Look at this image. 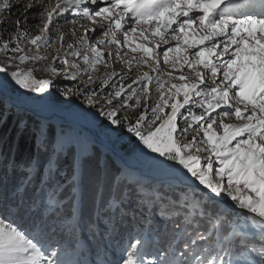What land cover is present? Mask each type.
Instances as JSON below:
<instances>
[{"label":"snow or ice","instance_id":"1","mask_svg":"<svg viewBox=\"0 0 264 264\" xmlns=\"http://www.w3.org/2000/svg\"><path fill=\"white\" fill-rule=\"evenodd\" d=\"M102 3L107 6H101ZM222 4L224 7H221ZM93 5L96 7L93 8ZM73 6L79 9L76 15L94 23L100 20L108 22L107 30L102 33L103 38L97 42L100 45H120L121 41L115 33L122 31L124 42L135 44L131 47L132 52L140 51L146 57L153 58L161 43L167 45L170 39L176 41L174 47L162 50L163 62L167 64L171 59L172 67L177 68L179 65L180 69L188 65L194 70L195 78L189 82L188 76L180 75L175 79L184 83H172L171 73H168L169 79L165 83L170 87L164 92V85L157 76L158 102L151 108V118L147 111L139 114L135 123L128 125L127 131L138 137L153 153L182 165L191 178L216 197H230L241 209L259 217L258 222L264 225V0H260L259 11L256 5L244 3L243 0H228L226 4L225 0H55L54 5L48 6L41 2L35 10L43 22L40 34L28 39V32L21 29L17 33L16 46L12 48L13 52L22 53L24 49L20 46V37H24L35 46L37 54L14 56L11 59L21 62L42 59L38 54L39 49L49 44L47 33L54 18L62 16ZM7 7L6 0L0 3V8ZM193 13L200 15L193 16ZM236 15L241 18H234ZM16 23L19 26L20 21ZM125 23L135 25L130 28L131 37L129 31L125 30ZM80 27L83 29V25ZM103 27L100 24V28ZM83 30L85 36L81 44L87 46L88 52L94 56V59H90L85 55L84 63L95 69L96 65L104 62V53L99 47L88 44V32H96V29ZM71 31L74 34L75 30ZM137 32L140 39L153 43L155 47L136 43ZM57 39L63 47L64 35L59 34ZM68 48L72 49L73 45L69 44ZM7 49L6 42L0 47V52ZM190 49L197 51L190 52ZM170 53L173 54L171 57ZM71 54L79 56L80 52L72 51ZM66 57L67 53H64L63 56L58 55L56 60L69 65ZM155 62L159 65L160 60L156 59ZM137 63L147 64L148 60L141 57ZM201 66L207 72L198 70ZM7 67V64L0 65V73L7 76ZM70 67L80 66L71 64ZM155 70L160 71L158 67ZM34 71V68L14 70L10 78L21 88L43 93L53 82L51 79H37ZM50 71L58 74L55 66H51ZM153 79L148 73H143L136 82L143 84L147 92ZM206 81L207 90H201V85H205ZM123 91V88L116 91L106 103L113 104V99L121 97ZM136 95L133 90L128 99ZM193 97L200 99L193 101ZM193 102L202 111L197 115L188 108V114L184 115L180 110ZM88 103L95 106L91 98ZM119 103L123 106L124 102L121 99ZM136 103L139 104V100ZM166 107H170V113H165ZM217 109L221 111L217 112ZM214 112L216 116H213ZM104 114L112 124L118 123L114 118L117 116L115 110ZM178 117L183 119V126L178 127ZM233 119L237 123L226 122ZM157 121L160 123L157 124ZM190 132L202 133L199 143L196 136L188 140ZM193 150L205 153L204 157L194 154ZM216 164L218 168H214ZM53 202L49 199V204ZM75 211L74 206L73 214ZM7 220L0 218V264H64L59 258L52 259L56 252L49 251L51 243L36 233H26L22 227L14 226V222ZM191 224V221H187V225ZM175 227L179 230L181 224L177 223ZM184 230L187 231V227ZM261 231L264 232V229ZM195 232V237L184 245L188 251H180L178 256L173 255L168 259L158 256L151 264H239L231 246L217 251L214 257L206 255L201 259L199 253L190 256L195 251L191 245L205 239L198 226ZM145 243L136 237L134 243L127 244L125 255L117 264H144ZM259 249L253 246L248 250L245 257L248 264H264V239Z\"/></svg>","mask_w":264,"mask_h":264},{"label":"rangeland","instance_id":"2","mask_svg":"<svg viewBox=\"0 0 264 264\" xmlns=\"http://www.w3.org/2000/svg\"><path fill=\"white\" fill-rule=\"evenodd\" d=\"M4 2L5 0H0V3ZM6 2L8 7L0 8V23L3 22L7 24V26H10V28H13V35L11 36L10 42H8V49L5 52H0V65L7 64L8 66L7 76L4 73H0V91L10 96L13 99V102L21 110L23 109L22 111H26L34 115H40L44 118H49L47 123L43 122V130L38 141L43 139V133H45L46 124L50 122L55 121L60 127L62 124L72 126L74 128L73 134L78 152V158L76 161L77 168H80L81 157L85 153L90 152V146L95 144L91 133L85 128H91L92 132L101 142L111 146L116 153H119L122 156L119 151V145L124 138L115 132L114 128L117 124H112L111 121L109 125L102 124L104 117L103 114L105 112L115 110L118 117L124 118L128 117V114H131L132 112H139L140 110L143 113L145 111L151 113V108L154 107L158 102V93L156 92L155 82V78L157 76H159L161 83L164 85L162 89L164 92H167V89L170 87L169 84L165 83V81L169 79V76L167 75L168 73H171V77L173 78L171 81L172 83H184V81L175 79V77H179L180 75L188 76L189 82L195 78L194 70L188 65H185L183 69H180L179 65H177V68L172 67L171 59L167 64L163 62L162 50H167L169 46L174 47L176 41L170 39L167 45L161 43V47L156 49V54L153 58L146 57L144 53L140 51L132 52L131 47H134L135 44L129 45L125 43L122 31H117L115 33L117 39L121 41L120 45L111 43H108L106 46L100 45L97 42L99 39L103 38L102 33L104 30H107L109 26L108 22L100 20L99 23H94L87 18L76 15L79 9H77L75 6L70 8L68 12L63 13L62 16L54 18L53 25H50V30L47 33L49 37V44L42 46L39 49L38 54L43 57L42 59L37 61L28 60L24 62H21L19 59L12 60L11 58L14 56L19 57L20 55L37 54L35 46L28 42V39L31 37L39 35V29L43 27L42 18L35 14L36 5L41 2L44 6H48L49 4L54 5L55 0H6ZM227 2L228 0H225V4ZM101 6L107 5L102 3ZM92 7L95 8L96 6L93 5ZM221 7H224V5L222 4ZM14 8H17V11L24 12L23 15H25V18L20 21L19 26L11 21L9 17V13ZM192 15L196 16L200 15V13H193ZM234 18L241 17L236 15ZM69 21H74V23H69ZM100 24H103V29L100 28ZM81 25H83V29H96V32H88V44L89 46L99 47L104 53V62L96 65L95 69H91L87 64L84 63L83 57L85 55H88L90 59H94V56L88 52L87 46L81 44V39L85 36L84 30L80 27ZM131 27H135V25L125 23V30L129 31L130 37L133 35L130 31ZM21 29L26 30L29 34V37L28 39L20 37V40L22 41L20 46L24 49V51L22 53H15L12 51V48L16 46L17 33ZM73 29L75 30L74 34L71 31ZM59 34H63L65 37L63 41V47H61V42L57 39ZM136 35V43H145L148 47H155L153 43H149L148 41H143L140 39L139 32H137ZM153 39L158 40L159 38ZM69 44L73 45L72 49L68 48ZM3 45L1 47H3ZM72 51H79L80 55L73 56L71 54ZM194 51H197V49H190V52ZM64 53H67L66 58L69 61V65H63L56 60L58 55L63 56ZM172 55L173 54L171 53L169 54L170 57ZM141 57L147 59L148 63L138 64L137 61L140 60ZM227 58L228 57H225V59ZM156 59L160 60L159 65L156 64ZM129 61H131V63H129ZM71 64H78L80 67H70ZM51 66H55L58 69V74H53L50 71ZM157 67L160 69L159 72L155 70ZM28 68L35 69L34 75L37 79H51L53 82L52 85L45 92L37 93L21 88L15 83L14 80L10 78L11 71L26 70ZM198 70L207 72V70L203 69L202 66ZM143 73H148L154 78L153 82L148 85L147 92L144 90L143 84L136 82ZM73 76L75 78H73ZM118 76L120 78L125 76V79H132L133 81V83L130 85L131 87H128L123 91V93H125V96L122 99L125 100L123 106L119 103L121 97L113 99V104H108L106 101L112 98H99L94 88L96 84L103 82L106 79ZM207 83L208 82L206 81L205 85H201V90H207ZM76 84L85 87L86 91H82L81 89L76 91ZM129 89L130 92L126 93V91ZM133 90L137 93V95L133 96L132 99L129 100L128 96L132 94ZM0 95L3 96L2 94ZM4 98L12 105L9 98ZM89 98L95 102V106L88 103ZM180 99L182 102L183 94H181ZM198 99L200 98L193 97V101ZM137 100H139V104L136 103ZM129 101H131V103H128ZM113 106H115L114 109ZM188 108H191L192 112L197 115L202 111V109L196 107L194 102L186 105L185 108L181 109L180 111L184 115H187ZM167 109H170V107H166L165 111ZM219 111L221 110L217 109V112ZM213 116H216L215 112L213 113ZM226 122L237 123V121L234 119L227 120ZM177 123L178 127L184 125V121L180 117H178ZM193 127L197 126L194 125ZM65 131L67 132V135L65 136L64 142L68 141V136L71 133L70 129L66 128ZM79 131H81V135H79ZM201 135L202 133L199 132H190L188 134V140L190 141L192 136H196L197 143H199V138ZM178 139H180L181 142H186L183 140V138ZM140 143L141 144L137 153H135L133 156L129 158H124L122 156V158L126 161L127 166L113 153H110L113 154L117 158L118 163L124 167V177L128 178L131 182L135 180L134 178H140L145 181L141 188V201L145 204V206H147V211H145L143 214H138L131 211H122L120 213L130 215L133 223H135L136 226H139L136 231L142 228L145 230V235L132 236L128 239H123L124 242H121V237L117 234H113L112 237H108V235L105 236L101 234V230L98 229V236H100L101 244L99 246V250L97 251L103 254L105 253V255H101L102 259L99 261H96L97 257L94 259L92 256L88 255V259L90 258V260L85 261L83 260L81 254L83 247H86L87 249L90 248V240L86 237L79 224L80 211L77 205L75 207L76 211L73 218L68 221H61L59 224V229L71 235L78 234L79 243L72 249L65 248L63 245L54 246L51 244L52 246L49 251L56 252V256L52 257V259L59 258L64 261V264H117L122 255H125L124 249L126 248L127 244L130 242L134 243L136 237H139L142 241L146 242L144 244L146 252L144 256V264H151L152 261L157 260L158 256L161 259H165V253L150 254L147 251L149 239H152V237L150 235L147 237L146 234L153 230L150 228L152 220L154 218L171 219L182 215L184 220L183 224H186L187 221L192 222V218L195 213H197L199 216L200 213H202V200L199 199L201 198L199 196L200 193H202L210 202L218 203L220 205V211L218 213L219 215H225L229 211L237 213V215L233 217L232 221L234 230L225 239V244L232 243L236 236L246 237V242L251 244L257 241L261 242V240L264 238V232L261 231L264 229V225H261L258 222L260 220L259 217H256L252 213H248L246 209H241L239 205L236 204V202L232 201V199L226 195L216 197L215 194H212L209 189L205 188L203 185H200L199 182L194 178H191L190 173H187L186 169H183L182 165H179L178 163L171 164L165 157L159 156L158 153H153L150 149L146 148L141 141ZM62 145L63 143L61 141V137L59 136L58 130L56 149L60 150ZM201 147H203V145H201ZM193 153L201 156L202 158L205 155L203 152L196 153L194 150ZM203 162L204 161L202 159V163ZM214 168H218V164L214 165ZM54 169L55 164L53 161L46 169V174H51ZM64 176L65 170L60 173V177L64 178ZM24 186L25 185L21 186L20 190ZM63 188V181L61 179H56L55 186L49 191L45 201L47 214H51L55 210L65 206V201H60L58 197ZM77 189L78 190H74L75 193L80 190L79 185ZM166 190L177 193L179 200L173 201L169 195L165 194ZM49 199H52L54 202L49 204ZM33 210H35V208H33ZM12 216V213H9L5 217L0 215V218H8L7 222H14ZM215 225L218 230V223ZM14 226H16L15 223ZM194 226L196 227L197 224ZM113 227V222L109 221L107 225V228L109 229L108 232H110ZM109 234H112V231ZM186 234H188V232H186ZM194 237L195 236H192L191 238L188 237L187 242H190ZM204 241L205 239L198 240L196 244L191 245L195 250L191 255H196L199 253L201 259H203L206 255L209 256L208 254H210L209 257H214L217 251L226 248L222 246L219 230L217 231L218 242L213 249V253H210L211 248L208 247V245H202ZM257 250H260L259 247H257ZM247 253L248 251L242 256H236L239 259V264H248V260L245 259V257H247ZM86 254L88 253L86 252Z\"/></svg>","mask_w":264,"mask_h":264},{"label":"trees","instance_id":"3","mask_svg":"<svg viewBox=\"0 0 264 264\" xmlns=\"http://www.w3.org/2000/svg\"><path fill=\"white\" fill-rule=\"evenodd\" d=\"M23 13L14 8L9 13L10 20L17 24V20L21 21L25 18ZM12 35L13 28L1 22L0 47L10 42ZM106 80L107 83L104 80L94 87L98 97L102 99L112 98L116 91L121 88L126 89L133 83L132 79H125V76ZM75 87L76 91L80 89L86 91L81 85L76 84ZM129 92L130 89L126 91ZM124 96L125 93L122 92L121 99ZM170 111L171 109H167L165 113ZM147 113L151 118V113ZM139 114L143 112L140 110L128 114L125 118L118 116L115 118L118 121L114 128L115 132L124 138L119 145V151L124 158L133 156L140 147L139 138L127 131L128 125L135 123ZM103 116L102 124L109 125L111 120L105 114ZM159 123L160 121H157V124ZM43 125V121L34 114L18 110L0 95V215L5 217L12 213L15 225L22 227L26 233H36L41 239L54 246L63 245L72 249L79 243V235H71L60 230L59 224L63 220H71L74 216V206L78 205L79 224L90 240V254H86L85 250L83 254L85 261H89L88 255L97 257V260L102 259L101 255H105L97 251L101 244L98 229L101 230V234L108 237L117 234L121 237V242L132 236L145 235V230L142 228L136 231L139 226L133 223L130 215L120 214L122 211L138 214L147 211V206L141 201V188L145 181L134 178L135 180L131 182L124 177L125 169L118 163L117 158L95 144L90 146V152L81 157L80 168H77L78 152L73 134L74 128L64 124L60 127L55 121L50 122L46 124L43 139L38 141ZM66 128L70 129L71 133L68 141L64 142L67 135ZM58 130L63 143L60 150L56 149ZM78 133L81 135V131ZM53 161L55 169L47 175L46 169ZM63 170H65L64 178L60 177ZM56 179L63 181L64 188L58 197L60 201H65V206L47 214L45 201L49 191L55 186ZM23 185L25 186L20 190ZM78 185L80 190L75 193L74 190H78ZM165 194L173 201L179 200L175 192L166 190ZM199 196L202 200V213L200 216L195 213L191 225L183 224L182 215L171 219L152 220L150 228L153 230L146 234L147 237L149 235L152 237L147 246L150 254L165 253V259H168L173 255L178 256L180 251H188L184 245L188 243V237L195 236L196 224L199 232L205 236L202 245H208L211 248L210 253H213L217 245L218 230L222 246L226 248L231 246L235 256L244 255L253 246L259 247V241L247 243V238L244 236H234L232 243L225 244V239L234 230L232 221L237 213L229 211L225 215H219L218 203L210 202L202 193ZM109 221L113 222L114 226L111 230L112 234H109L111 231L108 232L107 228ZM177 223L181 224L179 230L175 227ZM217 223L218 230L215 225ZM186 227L187 231L184 230ZM191 254L190 256H194Z\"/></svg>","mask_w":264,"mask_h":264},{"label":"water","instance_id":"4","mask_svg":"<svg viewBox=\"0 0 264 264\" xmlns=\"http://www.w3.org/2000/svg\"><path fill=\"white\" fill-rule=\"evenodd\" d=\"M0 94H2L4 97H6V98H9L10 99V101H11V103H12V105L13 106H15L16 108H18V109H20L14 102H13V99L10 97V96H8L7 94H5V93H3V92H1L0 91ZM21 110V109H20ZM23 110V109H22ZM37 118H39V119H41L44 123H47L48 121H49V118H44V117H42V116H40V115H35ZM83 128V127H82ZM87 131H89L90 133H91V136L93 137V141H94V143L97 145V146H99V147H101L104 151H109V152H111V153H113L119 160H121V162H123L126 166H127V164H126V161L122 158V156L119 154V153H116L114 150H113V148L111 147V146H109V145H107L106 143H104V142H101L98 138H97V136L92 132V130L90 129V128H85ZM131 169V168H130Z\"/></svg>","mask_w":264,"mask_h":264},{"label":"bare ground","instance_id":"5","mask_svg":"<svg viewBox=\"0 0 264 264\" xmlns=\"http://www.w3.org/2000/svg\"><path fill=\"white\" fill-rule=\"evenodd\" d=\"M253 4L259 6L260 0H250ZM91 129V128H90Z\"/></svg>","mask_w":264,"mask_h":264}]
</instances>
